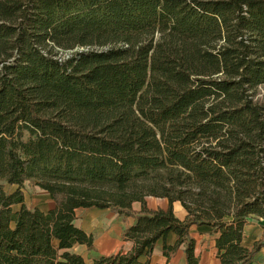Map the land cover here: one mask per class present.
<instances>
[{
  "label": "trees",
  "instance_id": "trees-1",
  "mask_svg": "<svg viewBox=\"0 0 264 264\" xmlns=\"http://www.w3.org/2000/svg\"><path fill=\"white\" fill-rule=\"evenodd\" d=\"M263 85L264 0H0V264H152L160 242L199 264L193 227L218 234L221 264L254 262ZM27 183L54 209L29 208ZM94 209L134 218L131 251H74L96 253L76 225Z\"/></svg>",
  "mask_w": 264,
  "mask_h": 264
},
{
  "label": "crops",
  "instance_id": "crops-1",
  "mask_svg": "<svg viewBox=\"0 0 264 264\" xmlns=\"http://www.w3.org/2000/svg\"><path fill=\"white\" fill-rule=\"evenodd\" d=\"M147 207L150 210H167L169 207V201L167 199H159L149 197L146 199ZM174 212L176 217L180 221H184L187 216L186 210L182 207L179 202L174 203ZM141 210V204L135 203L133 205V211L139 212ZM117 220V224L115 225L119 230V235L116 236L113 233V230H107L108 226L112 224L111 221ZM134 223L133 217H124L119 218L117 215L113 217V219L107 222H104V226L106 227V232L104 235L96 234L94 231H88L83 228L88 234H92L95 237V246L96 253L89 254L86 249L87 256H83L87 261H91L94 257L108 256L112 254H116L118 252L127 253L132 250L133 243L129 241H125L122 238V234L126 228L131 226ZM191 236L195 239L197 247L196 254L199 257V264H221V261L218 256V250L216 248V239L218 238V234H216L213 228L210 227H193L191 229ZM177 236L172 233L169 235L167 239V244L169 246H173L176 243ZM258 242L264 243V219L251 217L248 219L245 227H244V238L242 245L247 249H252L254 245ZM84 247V246H80ZM186 258L181 248L176 255L168 259L163 254L162 243L160 242L154 251V255L152 257V264H185ZM250 264H264V247L260 251L257 256V259Z\"/></svg>",
  "mask_w": 264,
  "mask_h": 264
},
{
  "label": "rangeland",
  "instance_id": "rangeland-1",
  "mask_svg": "<svg viewBox=\"0 0 264 264\" xmlns=\"http://www.w3.org/2000/svg\"><path fill=\"white\" fill-rule=\"evenodd\" d=\"M69 53L61 51L59 52V57L62 59H67ZM255 100L264 105V85L259 87L256 90ZM25 194H26V204L29 208H38L43 212H49L50 210L54 209L55 204L49 194L38 187H34L30 184H26L25 187ZM15 208V210H17ZM116 214L112 213L110 210H78L76 214V225L79 227H83L88 231H94L96 234L104 235L106 232V227L104 226V222H107ZM112 224L108 226L107 230H113L114 235H119V230L115 226L117 220L111 221ZM76 253L87 256L85 247H77L74 250Z\"/></svg>",
  "mask_w": 264,
  "mask_h": 264
},
{
  "label": "built area",
  "instance_id": "built-area-1",
  "mask_svg": "<svg viewBox=\"0 0 264 264\" xmlns=\"http://www.w3.org/2000/svg\"><path fill=\"white\" fill-rule=\"evenodd\" d=\"M83 50V49H82Z\"/></svg>",
  "mask_w": 264,
  "mask_h": 264
}]
</instances>
